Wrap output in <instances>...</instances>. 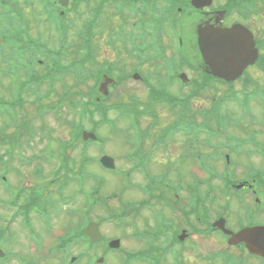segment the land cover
I'll list each match as a JSON object with an SVG mask.
<instances>
[{
    "label": "flooded vegetation",
    "instance_id": "1",
    "mask_svg": "<svg viewBox=\"0 0 264 264\" xmlns=\"http://www.w3.org/2000/svg\"><path fill=\"white\" fill-rule=\"evenodd\" d=\"M130 1L127 5L123 3L122 8L117 4L116 13L119 15L122 11L128 20H132L130 33L133 42L126 45L119 42L117 48L123 52L134 49L152 56V71H157L159 76L153 80L157 84L156 90L166 93L163 97L176 100L179 104L173 105L168 114H159L156 108L158 117L166 118V126H160L158 133L149 134L151 126L123 129L126 138L124 149L127 151L123 154L124 162H137L139 166L135 171L140 174V166L153 168L151 163L157 162L151 161V154L168 152L167 157L160 158L165 161L166 170L161 173L153 171L151 177L154 181L149 189L155 209L167 211L170 225L168 243L184 247L178 255L185 260L192 259L187 254L190 250L206 240L208 244L215 240V249L199 254L198 259L201 260L197 261L200 264H264V257L250 254L244 243L230 244L231 235L220 229L224 225L226 230L236 233L243 228L264 225V222L252 224L255 217L264 213V142L259 139V133L264 136V131L248 126L222 125L223 112L219 110L223 102L222 87L264 85V0H223V3L220 0L221 4L212 0L199 9L192 7L190 0H135L134 7ZM70 3L74 4L71 8L60 9V15L76 11L78 0H69ZM101 6L104 14L110 13V1L103 0ZM38 12L39 17L44 16L42 9ZM35 20L39 21V18ZM73 24L75 32L71 34L77 45L78 37L87 34L76 32L80 24L77 21ZM235 24L246 27L252 33L258 60L244 69L237 80L227 84L215 77L202 61L196 33L199 27L230 28ZM31 35L43 50L45 38L42 32ZM14 50L9 46L6 49L0 47L3 52L14 53ZM139 80L145 85L149 83V79L143 77ZM190 102L197 105L191 109ZM213 120V126L208 127ZM9 121L10 118L1 121L0 145L3 144L1 141H12L13 132L20 131L15 129L9 133V127H3ZM177 136L182 137L181 142L172 148ZM149 138H153V142L148 146ZM163 139L165 143L161 142ZM249 158L259 161L260 168L249 167L247 175L238 178L235 173L237 163ZM210 167H214L213 174L208 172ZM181 168L186 169L187 175L179 173ZM7 171L13 170L8 168ZM15 173L12 183L18 185L21 173L19 170ZM14 189L17 190L16 196L8 206L0 208L19 207V194L23 196V193H19L16 187ZM138 193L143 196L140 191ZM155 193H159L161 199L155 200ZM244 206L247 207L240 210ZM238 212H244L245 219H241L242 223L237 222L235 230L230 220L233 221ZM2 251L4 257L0 260L4 261L0 264H10L14 254Z\"/></svg>",
    "mask_w": 264,
    "mask_h": 264
},
{
    "label": "rangeland",
    "instance_id": "2",
    "mask_svg": "<svg viewBox=\"0 0 264 264\" xmlns=\"http://www.w3.org/2000/svg\"><path fill=\"white\" fill-rule=\"evenodd\" d=\"M96 0H91V2H95ZM22 2V0H21ZM217 2L219 4H221L220 0H217ZM223 3V0H222ZM31 8H29L30 10ZM37 7H35L34 12H37ZM83 10V8H80V11ZM28 15L31 16V11L28 12ZM109 15V16H108ZM35 17V15L33 14V18ZM86 17V15L83 16V20ZM110 22L105 25L106 23H104L103 21H101L100 25L95 26L94 28V33L97 35L94 44L98 45V51H97V55L95 57V61L97 65H108V64H112L113 65V74L115 76H119L121 73L120 70V64H126V68H125V73H129L131 71V69L133 68L134 65H136V60L132 59L131 55L127 54L126 52L121 51L119 48L117 49L115 48H111L105 45L106 40L104 41V39L107 36V32L108 30H116L119 29L122 24L124 23L119 17L117 18L114 15L113 10H110V13L105 14L103 16V19L107 22L108 18ZM68 18H75V16L69 14ZM43 20V22H42ZM132 20H128V24H131ZM82 22V21H81ZM126 22V21H125ZM34 25L36 26L33 29L32 34L41 31L44 38L49 37V39L47 38V44L50 47H54L56 46L55 44V35L52 32V30L50 29V26L44 21L43 17L40 16L39 17V21L38 23L35 22ZM106 28V30H105ZM104 29V30H103ZM126 29L128 30V27H126ZM32 31V30H31ZM52 32V34L50 33ZM99 43V44H98ZM75 59V57L71 58V60ZM1 60V58H0ZM105 66V67H106ZM12 69H13V65H11ZM96 66L93 67V69ZM2 69H6V64L2 63L1 65ZM140 70L143 74L145 75H149L150 79L153 82V79L156 78L155 74H151L152 73V67L150 64H145L143 66H140ZM11 75V74H10ZM19 78L21 76H24L23 74H18ZM68 76V78H67ZM63 81L65 83L69 82V84L72 81V79L70 78L69 74L66 75L63 78ZM48 86L45 85L42 89L41 92L44 93ZM236 87L237 90L239 91H245L243 90L244 87L242 86H234V88ZM248 89V87H246V90ZM260 89V88H259ZM173 91V90H172ZM53 92L55 95H60V93L62 92V85L61 83L56 84L53 88ZM53 94V95H54ZM225 92L224 90H222V95H224ZM52 95V97H53ZM5 97L7 101H11L12 100V94H11V79L8 76H3L0 75V98L1 97ZM147 96V92H146V88L142 87L138 82H134L132 79H128L127 81H123L120 85H117L116 89L113 92V96L111 99L107 100L105 103H107L108 105H111L113 103H119V102H126L128 100V98L132 97V98H137L139 100H145L144 97ZM51 96H49V99L45 100L46 105L52 104L55 101L58 100V98L55 97V101L52 99ZM22 105L20 108H18L16 111L18 114V118L19 120H21L23 122V126H20L24 129L23 134H21V137L19 138V142H18V146L19 148L17 150H14V156H15V160H14V165L19 166L21 171L25 173V176H28L27 174L31 173L33 171V167L34 165L38 164L41 166L45 167V170L43 172V175L41 176L43 179H40L39 182L41 183H36L31 189L33 190V192L36 195H41L43 196L45 193L49 192V187H51L52 189L50 190H54L57 194V206L59 209V213L63 210H66L70 207H73L74 205L76 206V208L81 207L82 204H79L80 201H82L81 198H77L78 200H76V203L73 205H66V197L67 195H72V193L70 194H66V192H64V190L59 193V190L61 188V186L64 184L65 182V178L63 176H59L58 175V170H54L52 172V179L50 180L49 177V171L51 169L52 166L46 165L44 162L40 161L39 157L40 154L47 150L48 148L47 143H50V139H53L55 142V145H53V150L56 148L55 146H58L56 143V140H61V141H66L68 140V135L70 134V127H68V123L71 122V115L70 113L68 114V109L67 107L63 106L62 110H63V115L65 117H56V115L53 112H43L40 113L37 109V106L39 105L37 102V99L34 100L33 95L29 94V93H22ZM230 103V104H228ZM193 104V103H192ZM197 105V104H195ZM251 108H252V113L249 114L250 117L247 118H242L241 115H239V109L236 106V104H233V102L229 101V102H224L222 103L220 109L222 112H224L226 115H228L229 117H231V119H233V121H239L241 122V124L239 126L241 127H253L255 129H257L259 132L264 131V104L260 103H252L251 104ZM206 107H208V104H205ZM168 109L166 107H164L162 104L161 106L158 107V111L159 114H168ZM109 121H114L116 127H118V130L116 131H112L109 125H102L97 129V133L100 135V137L102 138V144L100 146H89V148L87 147L86 149V154L93 156V158H98L101 154V152H103V154H107L109 156H111L116 163L117 167H123L125 166L126 168L130 167V161L128 162H123L122 160V156L123 154H125L127 151L124 149L125 147V142H126V138H125V131L123 130L126 126V124L124 125V121L120 120V118L118 119L117 117V112L116 111H111L108 116H107ZM142 124L144 128H148L151 124V119L147 118L146 116H143L142 118ZM159 122L161 123V125H165L166 124V118H163L159 120ZM86 130L88 129V126H86ZM44 129V131H43ZM1 120H0V133H1ZM160 130V125L158 123H156L155 125L151 126L150 130H149V134L150 133H158ZM14 131V127L10 126L8 129L9 133H12ZM29 137H31V139H29ZM182 137L181 136H177L175 137V140L172 144V148L173 146L177 143L179 144L181 142ZM259 139L261 141L264 142V136L260 135L259 133ZM153 142V138H149L147 140L148 146ZM80 145H78V148L75 152H72V156L74 158H76L78 160L79 158V150L82 148L81 143H79ZM1 148L0 152H2L4 150V148H6V146L0 145ZM63 147V143L60 142L59 143V147H58V152L62 149ZM52 149V147L50 148ZM102 149V150H100ZM171 150V149H170ZM161 152V153H160ZM157 152L155 154H151V161H157L155 163H151L153 168L148 167V169L157 173H161L164 171L165 168V161H162L160 158L164 157L168 155V152L165 153L163 151ZM18 153L22 156V158H30L32 156L37 157V159L31 161L30 163H21L19 162L18 158ZM46 157H49L50 154L47 152L45 154ZM46 165V166H45ZM261 163L259 161H255L254 158H249L248 160H244L241 162H238L236 165V169H235V173L238 175V178H243L244 175H247V172L249 171V167H253L254 169H259L260 168ZM222 167V166H221ZM220 167V168H221ZM75 168V167H73ZM88 168V171H87ZM87 168L85 169L91 176L92 178H85L82 182V185L79 183L78 179H76L73 183V189L77 186L76 189H82L85 192L89 193V192H94L97 189V183L101 182V179H103V181H105L102 189H101V196L103 197V199H106L109 196H112L113 194H115L117 196V193L120 191L122 194L126 192V189H124V183L125 181L122 180V183H120V179L117 178L116 176L107 173L106 171H104L100 165H98L97 163H93L87 166ZM220 168H218V173ZM181 168V171H179V173L182 176L187 175L186 169ZM211 170H214V167H210ZM152 172V173H154ZM72 173H75L76 175H80L79 174V170L76 171H72ZM95 176V177H94ZM123 177V176H122ZM88 179H93L94 180V185H91V182H86V184L84 185V182ZM50 180V184H43L45 182H48ZM133 180L136 182V180H138V182H143L144 178L139 175V174H135L133 177ZM31 182H35L34 179L31 180ZM72 184V183H71ZM121 184V185H120ZM70 185V184H69ZM68 185V187H69ZM67 187V189H68ZM17 189L20 190L19 186H17ZM66 189V190H67ZM161 188L157 189L160 190ZM65 190V191H66ZM11 193L16 195L17 194V190L12 189ZM100 194V192H99ZM127 200H134L132 201L133 203L135 202H139L138 199L141 198V195L136 191V190H131V192L126 193ZM160 194L159 193H155V195H153V198L155 200L161 199L159 198ZM48 199V197H45ZM52 199H56V197L53 195ZM118 197H116V199H106V206L105 209L109 212L108 216L111 213L114 212H118L119 210V202H118ZM77 201L79 203H77ZM124 201V200H123ZM84 203L85 205H89L91 204V201L88 200L87 198H84ZM154 203L153 202H149L148 206L151 208H153ZM64 206V207H63ZM247 206H244L241 209H245ZM101 208V207H99ZM106 210H100L98 209L97 211H92V216L94 218V220H98V219H102V217L107 216V211ZM235 210H239L238 208H236ZM234 211V214L236 213V211ZM2 214V213H0ZM59 215V214H58ZM79 214L75 215V216H71V215H66V216H62V217H57L54 218L53 220H51V225H52V230H51V234H46L48 236H44V232H39L38 233V240L41 241L42 239V246H38V247H30L29 249H27V247H25L26 243H25V238L17 233L15 235V239H13L12 241H9L10 243H8V245H6V248L11 251L14 252V256L16 255H20L23 258H26L24 261L27 264H39V260L41 258H44L41 254L40 251H45L48 252L49 248L51 245L54 244V242L56 240H59L58 243L61 244L63 239H67V236H73L76 237L78 235L79 230L82 227V223H83V218L81 217V220L79 219ZM241 219H245V214L244 212H238L236 215H234L233 217V221L230 220L231 226L236 230L237 228V222L242 223ZM264 222V213L262 215H258V217H255L252 224H257V223H263ZM148 223V225L152 226V214L150 211H146L143 210L138 216L134 217L132 214L126 219L125 223L122 226H118V222H116L115 219H111L107 222H104L103 225H101V231L102 233L107 236L110 237V239L112 238H119L122 244V250L121 253H125V254H136V253H140L142 250L146 249L149 250L148 251V256L149 259L155 263L158 260L161 259V254L160 253H155L154 249L156 246V241L158 237L164 235L166 233L165 230V226L164 225H159L156 227V233L155 234H151V233H142L141 231H143L145 228V224ZM65 227H66V235L65 237H58L61 235L65 234ZM41 228V227H40ZM54 228V229H53ZM150 228V227H147ZM136 231H139V234L141 236L142 239H148V240H152V242H149L147 245H144V243L142 241H138V240H134L131 238V235L134 234ZM30 235L31 237H35L37 236L35 234L34 231L30 230ZM57 237V238H56ZM56 238V239H55ZM163 237L160 238V241L157 243L162 247V249H164L166 246L165 242L162 239ZM55 239V241L53 243H51L53 240ZM214 240V239H213ZM211 243L208 244V241H204L200 246L196 247L195 249L190 250V252H188L187 254L189 255V257H191L192 259H188V260H184L183 259V263L184 264H200L199 261L197 260H201L198 259L199 258V254L200 253H208L211 249H215L217 247V244L214 241H210ZM50 246L47 247V244H50ZM71 245V244H70ZM168 246L170 247V243H168ZM223 246V244H221V247ZM100 249L102 252H105V248L102 245H99ZM31 248H35L36 250H31ZM77 252V250L73 251L71 250V247L69 249V256L70 254H75ZM175 250H167L165 251V262H160V264H169L171 263L170 257L167 255L169 254L170 256H172L174 254ZM121 253L117 252V253H113V252H106L105 256H108L105 261L103 262V264H121L118 260V258L120 257ZM103 254V253H102ZM55 256H48L46 258H52ZM103 257L104 256H100ZM57 259L56 258H52L48 261V264H56ZM150 264V262H148ZM10 264H13V260L10 262ZM65 264V263H63ZM79 264H85V262H81ZM128 264H142L139 261H137V259H134L130 262H128ZM146 264V263H145Z\"/></svg>",
    "mask_w": 264,
    "mask_h": 264
},
{
    "label": "water",
    "instance_id": "3",
    "mask_svg": "<svg viewBox=\"0 0 264 264\" xmlns=\"http://www.w3.org/2000/svg\"><path fill=\"white\" fill-rule=\"evenodd\" d=\"M193 4L197 5L194 1ZM205 29L198 31V47L203 60L220 78L235 79L256 57L252 36L238 27L227 31L208 28L207 32ZM109 83L112 81L106 78L99 91L107 95L106 88ZM87 137L94 138L89 135L84 138ZM101 162L105 167L113 168V161L110 158H102ZM232 241H243L250 253L264 256V227L244 229L233 236Z\"/></svg>",
    "mask_w": 264,
    "mask_h": 264
},
{
    "label": "trees",
    "instance_id": "4",
    "mask_svg": "<svg viewBox=\"0 0 264 264\" xmlns=\"http://www.w3.org/2000/svg\"><path fill=\"white\" fill-rule=\"evenodd\" d=\"M46 8L52 10L51 4H47ZM52 14L54 13L52 12ZM61 46L62 52L57 53V56H54L51 59L52 63L50 62V64L53 68L51 72L47 71L46 77L43 79L48 80L51 84L54 80H62L63 77L69 74L73 82H71L72 84L64 92L63 97L71 98L73 96V98L75 99V101H73V108H80V118H86L88 119V121H92L94 113H98L102 116V120H104L106 116V109L108 111L109 108L107 106L105 108L104 106H101V103H97L95 101V96H97V83L99 82L102 74H107L105 65L96 64L95 57L97 55V52H95V48H92L93 50L91 49V44H87L86 48H83L76 54L78 59L76 58L77 60L75 59L70 66H65V63L72 56L67 58V56L63 53V45L61 44ZM90 49L91 51H89ZM80 56L81 59H79ZM61 60L65 61L61 63ZM44 64L45 66H47V62H45ZM85 65H87L88 67H93V65H95L96 67L94 69H90ZM68 69H71V71H69ZM65 70H67L66 74ZM82 88L86 89L87 92L84 93L82 91ZM83 96L85 97V99H83ZM112 96L113 92L111 91V96L105 100L111 99Z\"/></svg>",
    "mask_w": 264,
    "mask_h": 264
}]
</instances>
